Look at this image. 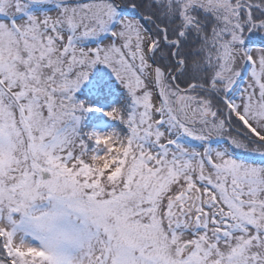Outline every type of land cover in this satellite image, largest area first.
<instances>
[{
  "label": "snow or ice",
  "instance_id": "1",
  "mask_svg": "<svg viewBox=\"0 0 264 264\" xmlns=\"http://www.w3.org/2000/svg\"><path fill=\"white\" fill-rule=\"evenodd\" d=\"M0 264H264V0H0Z\"/></svg>",
  "mask_w": 264,
  "mask_h": 264
}]
</instances>
